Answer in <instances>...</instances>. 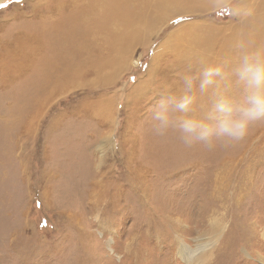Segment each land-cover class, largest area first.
I'll return each instance as SVG.
<instances>
[{
    "label": "rangeland",
    "instance_id": "rangeland-1",
    "mask_svg": "<svg viewBox=\"0 0 264 264\" xmlns=\"http://www.w3.org/2000/svg\"><path fill=\"white\" fill-rule=\"evenodd\" d=\"M64 1L0 0V264H115L90 227L98 209L105 221L93 227L113 247L136 237L126 264H176L179 244L162 232L168 219L183 215L189 227L182 231L191 234V224L221 204L230 205L232 225L215 264H264V122L228 147L190 148L175 134L157 136L150 122L157 101L179 93L189 62L256 44L246 26L254 17L242 22L222 7L236 0H201L130 43L125 58L96 73L82 64L59 84L67 54L73 62L86 51L90 62L107 53L102 39L89 47L82 35L66 43L51 33L72 12ZM263 1L248 3L260 12ZM45 74L53 84L42 82ZM114 121L119 149L97 172L91 148ZM244 240L248 252L237 261Z\"/></svg>",
    "mask_w": 264,
    "mask_h": 264
},
{
    "label": "clouds",
    "instance_id": "clouds-1",
    "mask_svg": "<svg viewBox=\"0 0 264 264\" xmlns=\"http://www.w3.org/2000/svg\"><path fill=\"white\" fill-rule=\"evenodd\" d=\"M222 7L242 22L254 17L256 11L248 0H236ZM178 78L182 82L179 93H169L152 107L151 128L157 136L175 134L189 148L196 144L211 147L214 142L228 147L243 140L253 125L264 122V46L239 42L233 55L189 62ZM205 97L210 102L208 106L200 105ZM198 107L199 115L195 114ZM118 127V121H114L95 138L91 151L97 172L104 168L109 155L119 149ZM229 208L225 204L209 208L199 224H191V234L182 231L189 227L183 215L168 219L162 232L170 242L179 244L176 264H215L216 253L232 225ZM104 221L105 214L98 209L89 217L91 230L115 264H126L136 237L126 236L117 249L103 238L99 228L93 227L102 226ZM255 225L254 217L249 221V235L256 230ZM247 252L244 240L237 247V261Z\"/></svg>",
    "mask_w": 264,
    "mask_h": 264
},
{
    "label": "bare ground",
    "instance_id": "bare-ground-1",
    "mask_svg": "<svg viewBox=\"0 0 264 264\" xmlns=\"http://www.w3.org/2000/svg\"><path fill=\"white\" fill-rule=\"evenodd\" d=\"M200 2L201 0H65L63 4L66 3L70 8L69 11L72 12L53 22L55 26L51 27V33H56L55 36L66 43L82 35L85 41L83 44L87 43L90 45L89 47H98L97 41L102 39L107 44L105 48L107 53L102 59H94L90 62L86 51L80 50L78 53L81 58H77L75 59L77 61L73 62L67 61V55H69L67 54L63 59L61 58L63 72L61 77H56V79L61 78L56 82L63 84L68 79L74 78L77 72L75 68L83 65L92 67L96 73L98 68L112 63L117 56L124 57L130 43L148 36L156 24L165 21L171 12L182 9L191 10L193 3ZM261 4L260 12H257L259 9L255 7L254 20L246 26L248 28L250 26V33L254 32L257 35L256 44L264 46V1ZM58 6L61 7L62 4L61 6L58 4ZM242 25L244 24L242 23ZM237 29H239V24L235 27V30ZM39 39V36L34 35V42ZM78 41H72L69 44L73 43L77 50L82 44L80 41L75 45ZM74 46L73 48H75ZM121 53L123 54L121 55ZM52 76L51 74L43 75L44 81L42 82L50 85L53 80V84L56 79H54L55 76Z\"/></svg>",
    "mask_w": 264,
    "mask_h": 264
},
{
    "label": "snow or ice",
    "instance_id": "snow-or-ice-1",
    "mask_svg": "<svg viewBox=\"0 0 264 264\" xmlns=\"http://www.w3.org/2000/svg\"><path fill=\"white\" fill-rule=\"evenodd\" d=\"M0 7H4V5L0 4Z\"/></svg>",
    "mask_w": 264,
    "mask_h": 264
}]
</instances>
